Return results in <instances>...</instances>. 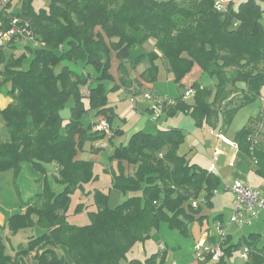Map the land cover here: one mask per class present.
I'll use <instances>...</instances> for the list:
<instances>
[{
    "label": "trees",
    "instance_id": "1",
    "mask_svg": "<svg viewBox=\"0 0 264 264\" xmlns=\"http://www.w3.org/2000/svg\"><path fill=\"white\" fill-rule=\"evenodd\" d=\"M18 1L20 10L13 9L11 0L0 7V29L19 17L27 21L37 46L25 45L19 56L14 52L18 40L0 46V90L9 83L6 92L12 97L0 110V171L18 173L24 162H31L45 173L44 164L53 163L63 189L54 192L45 184L8 216L5 227L10 231L32 226L41 231L11 246L12 253L0 234V264H164L163 250L143 259L129 253L161 224L189 236L190 224L204 218L199 199L212 204L220 177L179 152L185 139L182 128L137 130L125 144L114 146L111 155L117 164L111 187L130 194L112 208L108 194L95 189L90 223L73 224L67 219L71 193L84 191L95 179L93 161L78 156L81 143L105 136L92 130L97 120L85 126L82 116L91 112L111 127L116 114L104 80H111L114 88H128L131 68L146 60L133 82L139 89L154 86L161 58L179 86L195 66L213 80L207 85L194 80L193 103L179 100L168 109L189 112L197 126H213L220 114V129L227 130L239 108L264 96V9L256 0H243L236 10L231 0L224 10L215 7L216 0H51L47 10L36 11L32 0ZM149 39L155 49L131 60V46ZM27 50L32 55L24 66ZM113 56L117 80L109 72ZM70 97L73 105L64 123L61 110ZM258 130L255 124L244 125L233 141L264 176V135L259 138ZM227 238L222 241L225 256L245 245L264 261V242L256 246L260 233L250 232L235 244Z\"/></svg>",
    "mask_w": 264,
    "mask_h": 264
},
{
    "label": "rangeland",
    "instance_id": "2",
    "mask_svg": "<svg viewBox=\"0 0 264 264\" xmlns=\"http://www.w3.org/2000/svg\"><path fill=\"white\" fill-rule=\"evenodd\" d=\"M243 0H231V5L236 10L240 2ZM261 7L264 9V0H256ZM33 8L36 11L40 9L48 8L51 0H32ZM11 5L13 9L20 10L21 3L18 0H11ZM261 22L264 26V11L261 18ZM19 41V42H18ZM16 44L15 55L19 56L23 52V48L26 44L32 46L34 49L37 45L33 43L31 40L22 39L18 40ZM30 41V42H28ZM143 46L147 49L149 47V42L146 41ZM138 49V50H137ZM141 51V46L132 45L130 48V59H134L135 56ZM32 55V52L27 50L25 55L24 66L28 63ZM160 60H158V64H160ZM67 63V62H66ZM68 64V63H67ZM117 59L113 56L111 58L110 69L109 72L111 75L117 80L118 74L116 70ZM71 67L77 69L76 65L70 64ZM130 68V66H128ZM166 71H164L161 67L159 74H157V79L155 83L154 94L156 95H169L175 96L177 94L183 93L187 88H191V84L194 80H197L201 85H207L213 83V80L207 74H201L199 67L195 66L192 71L187 74L182 79L181 86L178 85L174 79L170 81H166ZM9 83L2 86L0 90V106L6 105L8 102L12 101V97L6 92V89L9 87ZM104 87L107 93L108 101L111 105H113L115 110V117L112 120V126L116 129L118 127L120 133L115 135L112 138L108 139L109 135L102 137H94V138H85L81 143V148L79 149V153L82 158L90 160L91 154L98 155V158L93 161V173L95 179L88 184L85 185V190L82 191L80 188L75 189L71 193L70 197V205L69 211L67 214V219L76 225H85L90 223V218L88 216V211L95 210L96 206L93 200V191L95 189H100L108 194V205L110 207H115L118 203L122 202L130 193H123L122 191L111 187V172L115 170L117 164L115 160L111 157L113 154L114 146L125 143L127 141V137L129 132H132L135 128V124L139 123L141 117L146 120V124L144 130L149 132H157L159 129V125L165 123V116L162 114L159 118H152L148 108L152 106L154 99H146L142 92L138 93L137 88H134L136 91H126L123 88H114L111 80H104ZM146 89L150 88L145 85ZM144 89V88H143ZM142 89V90H143ZM153 90V89H151ZM86 90L83 89V93ZM158 92V93H157ZM133 95L135 97V101H131L129 96ZM86 101V100H85ZM187 104L193 103V95L187 98ZM73 105V99L70 97L64 105V108L61 110V114L64 116L63 122L65 123L66 118L70 114V108ZM262 102L260 99H256L255 101L248 103L241 108H239L233 115V118L227 127L226 136H234V134L243 128L244 125L247 124H255V127L260 128L258 137H262L264 135V120L260 121L262 114ZM264 108V106H263ZM183 115L186 113L182 112ZM191 115V114H190ZM191 117V116H190ZM174 118L169 117V121L173 122ZM95 121V116L91 112H85L82 116V122L85 126L92 124ZM168 121V122H169ZM187 119H184L183 124H186ZM143 123V120L141 121ZM221 118L220 114H218V123L217 125L211 126L215 132L219 131L221 127ZM63 123V124H64ZM141 123V125H142ZM173 124H175L173 122ZM4 119L2 114L0 113V136L4 132ZM208 127V126H207ZM157 128V129H156ZM209 128V127H208ZM90 132V131H89ZM110 135H112V129H110ZM186 134V133H185ZM187 135V134H186ZM4 136V135H3ZM186 137V136H185ZM259 137V138H260ZM185 140V139H184ZM185 142V141H184ZM196 149L200 152H203L202 145L197 142ZM183 150L189 154L190 149H187L186 143H184L183 147L180 148L179 152L183 153ZM192 156L196 155L195 149L191 150ZM190 152V153H191ZM201 154V153H200ZM200 156V155H199ZM197 160V159H195ZM236 163L235 166H240L245 169H248V164ZM46 171L42 173L34 168L31 162H24L22 164L21 169L18 174H14L13 169H8L4 171H0V234L3 237L5 244L7 246V252H11V246H15L20 242H26L27 238L31 235H37L40 233L41 228L39 226H32L25 230H18L16 232L10 231L5 227V223L7 222L8 216L16 211L19 208V198H27L32 195L36 190L43 189L45 184H49L51 190L54 192H59L63 189V185L56 177V173L54 172L53 163H45ZM203 166V165H202ZM204 167V166H203ZM246 178L252 185H259L263 178L258 175L252 173L247 170ZM39 181H36L38 180ZM233 182V181H232ZM231 182V183H232ZM229 184V183H228ZM226 184V185H228ZM199 203L201 207H209L210 215L205 218L204 223H201L199 220H195L190 224V227H195L196 235L195 238L199 237L202 233L201 230L204 229V225L208 222V228L214 234V238L218 239V234L220 232L217 227V222L219 221L222 224V229L226 233L229 232L232 235L233 241H237L241 234H247L249 231H261L262 238H264V216L261 213L257 219H253L250 224H246L243 227L239 228L234 222L230 221V214L233 211L234 207V195L231 191L225 190L223 183L217 188L216 192L212 197V204L207 206L202 198L199 199ZM80 204V205H79ZM17 208V209H16ZM220 214L222 219L217 220L214 223V216ZM203 228H202V227ZM202 228V229H201ZM201 229V230H200ZM208 229H204V232ZM200 231V234H199ZM206 236L202 235L201 239L197 240L201 243H208L205 238ZM216 239V240H217ZM185 241L190 244V239H185ZM143 243H146V253L150 255L152 251L158 250V243L155 238L146 239ZM195 244V242H194ZM144 251L142 242L136 243L132 250L129 253V257H136L143 259L146 253ZM190 264H199L197 257L191 251V255L187 256ZM207 261L202 264H253V259H243L240 256V247L234 249L231 254L224 256V260L221 262L211 260L209 258ZM121 264H126L125 261L121 262ZM167 264V262H165ZM260 264H264L262 261Z\"/></svg>",
    "mask_w": 264,
    "mask_h": 264
},
{
    "label": "crops",
    "instance_id": "3",
    "mask_svg": "<svg viewBox=\"0 0 264 264\" xmlns=\"http://www.w3.org/2000/svg\"><path fill=\"white\" fill-rule=\"evenodd\" d=\"M227 2L228 1H225V5L227 4ZM18 42H16V44ZM28 42H30V41H28ZM148 42H149V47L146 49L142 45L141 46V51L139 53H141L142 51H150V50H154L155 49L154 48V39H149ZM26 45H29V44H26ZM15 50L16 49L14 48V51ZM157 53L160 56V52L157 51ZM131 60H133V59H131ZM158 60L161 61V58H159ZM70 64L71 63H68L69 66H70ZM158 65H159L158 74H159L160 69L162 67V69L167 72L166 75H165L166 78H167L166 81H170L171 79H174L173 74L166 70V68L163 65L162 61ZM146 66H147V61L143 60L139 64H136V66L134 68H131V70H130V77L132 79L131 86H129L128 88H124V87H120V88H123V89H125L128 92H130V91L135 92L136 90L134 88H137V85L133 82V80L135 78H139V76H138L139 73L142 72L146 68ZM144 85H147L149 88L153 87V91L155 89V84H154V86L152 84H144ZM141 90L142 89L137 88L138 93ZM180 94L175 95V97L179 96ZM259 99H260V101L263 104L262 107H261L262 108L261 111H264V108H263V106H264V96L260 97ZM6 105L0 106V110L3 107H5ZM109 105H111L110 102H109ZM111 106L113 107V105H111ZM113 109H114V107H113ZM184 113H186V115H183L182 112L172 113L170 111V109L166 108L165 111L162 113L165 116V121L166 122L163 123L162 125H159L158 127L159 128H171V127H180V128H182L184 130V133H186L187 135L185 134V136H186L185 140H184L185 142H183L180 145L179 150H180L181 147H183L184 143H186L187 149L188 150L190 149V151H189V154H187V152H185L183 150V153H186L191 158L192 161H195V162L199 163L200 165H203L204 167H207V168L210 167L212 155H213L215 150H218L219 153H218L217 160L215 161V165L217 167V172H218V176L220 177L221 184L223 183V186L225 187L226 184H228V183L230 184L232 181H234L236 179H239V180H242L244 182H247L249 185H251L253 187L259 188L261 190L262 196L264 197V176H261L260 174L257 173L253 162L248 157L241 155L238 152L237 148L232 147L226 141V139L233 140V136H231V137L230 136H226L225 133H226L227 130L219 129V131L215 132V130H213L211 128V126H209L207 124L206 125L204 124L202 126H197L195 124V121H194L193 117L190 115V113L189 112H184ZM169 117H170V119L174 118L172 120H173V122L175 124H173V122L171 120L169 121ZM99 118L100 117H95V120H98ZM139 119H140L139 123L138 124L136 123L135 126H134V127H137L139 125V127L135 128L132 132H129L128 137H127V141H128L130 135L133 132H135L137 130H144L143 127H145L146 120L142 119L141 117H138V120ZM184 119H187L186 124H183ZM142 120H143V123L141 122ZM141 123H142V125H141ZM217 123H218V121L214 123V126L217 125ZM111 129H112V135H109L108 139H110V138L113 139V137L118 134V133L114 132L116 129H118V127H116V129H115L112 126V123H111ZM3 135H4V132L2 133L1 136H3ZM197 142H199L202 145L203 152H200L199 150L196 149L195 146H196ZM125 143H122V144H125ZM192 149H195V151H196L195 152L196 155H194V156H192V152H191ZM98 155L91 154L89 156L90 160L95 161V159L98 158ZM78 156L81 157L80 153H78ZM195 159H197V160H195ZM236 163L248 164V167H247L248 169H245V168L240 167V166L239 167L235 166ZM130 169H132V168L130 167L129 170ZM247 170H249L252 173L258 175L261 178H263L262 182L259 185L258 184L257 185L250 184V182L246 178ZM54 172H55V167H54ZM14 174H15V176L19 175L18 173H15V172H14ZM36 181H39V179L36 180ZM41 190H36L33 194H35L36 192H40ZM32 195H30V196H32ZM30 196H28V197H30ZM27 198H19V205L21 204V201H24ZM200 213L202 215H204V218L201 221V223H204L203 221H205L206 217L211 216L210 215V211H209V207L202 208ZM219 215L220 214H218V215L213 217L214 218V223H215V221L220 220V219L217 218V216H219ZM263 216H264V214H263ZM221 219H222V217H221ZM206 228L208 230L204 232V229H206ZM204 229L201 230L202 231L201 234H200V231H199L200 236L198 238L197 237L195 238V235H196L195 227H190L191 234L189 236H184V235H181L179 233H176V232L170 230L167 227L166 224H161L159 229L154 231V232H152L151 236H149L147 238V239L155 238L157 240V242H159L158 243V250L152 251L150 254H153V253H156V252L160 251L161 249L159 248V244H163V246H164L163 251L165 252L164 264H165V262H167V264H190L187 256L191 255V251H193L194 242H196L197 240L201 239L202 235L206 236L205 238L208 241V243H214L216 241V239H217V238L216 239L214 238L215 237L214 234L212 233L211 230H209L208 222H207V224L204 225ZM250 232H258V231H249L247 234L243 233V234H241V236L239 237V239L237 241H233L231 233L227 232L226 233L227 236H228L227 239L229 240L228 244H235L238 241H242L243 240L242 236L248 235ZM258 233H260L261 236H262L261 231H259ZM185 239H190L191 240L190 244H188L185 241ZM143 242H142V245H143L144 251L142 250V252L146 253V248H147L146 247V243H143ZM263 242H264V238H262L256 244V246L258 248H261L262 245H263ZM138 243H141V242H138ZM227 245H224V246L226 247ZM262 249H263V251H262L261 254L264 253V248H262ZM148 255L149 254L146 253L144 256H148ZM248 258L249 259H251V258L253 259V264H260L262 262V260L259 257V255L257 256L255 254V252H251L250 250H249ZM206 261L207 260L198 259L197 262H199V264H202V263H204Z\"/></svg>",
    "mask_w": 264,
    "mask_h": 264
},
{
    "label": "built area",
    "instance_id": "4",
    "mask_svg": "<svg viewBox=\"0 0 264 264\" xmlns=\"http://www.w3.org/2000/svg\"><path fill=\"white\" fill-rule=\"evenodd\" d=\"M9 1L10 0H0V7L5 6ZM225 1L226 0H216L215 7L219 10H224L226 6ZM21 21L22 20H20L19 17H13L11 26L8 29H0V46H6L7 43L13 39H27L37 44L33 32L28 28L27 21ZM141 92L146 99H154L152 106L149 107L148 110L152 115V118H159L166 108L174 106L179 100L187 101L189 96L194 95L195 90L193 88H187L183 93L176 97L169 95H156L151 89H143ZM129 99L131 101H135V97L133 95L129 96ZM110 129V124L103 117H100L92 126L93 131L103 133L105 136L110 135ZM226 141L232 147L237 148V144L233 140L226 139ZM218 153V150L214 151L211 158V165L208 168L217 174L218 172L215 161L217 160ZM224 189L231 191L234 195V207L230 214V221L234 222L239 228L246 224H250L251 221L253 219H257L261 213L264 214V197L262 196L259 188L253 187L247 182L236 179L232 183L225 185ZM216 225L220 232L218 234V239L214 243L205 244L200 241L195 242L193 246V253L197 259L206 260L209 258L214 261H220L224 258L225 254L222 247V241L227 234L224 230H221L222 224L219 221ZM159 248L163 250V244H159ZM248 255V246L242 245L240 247L241 258L247 259Z\"/></svg>",
    "mask_w": 264,
    "mask_h": 264
}]
</instances>
